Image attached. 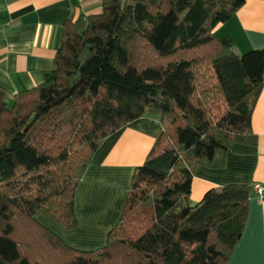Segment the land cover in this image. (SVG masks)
<instances>
[{
  "label": "trees",
  "instance_id": "trees-1",
  "mask_svg": "<svg viewBox=\"0 0 264 264\" xmlns=\"http://www.w3.org/2000/svg\"><path fill=\"white\" fill-rule=\"evenodd\" d=\"M245 0H103L68 21L43 83L0 85V264H229L253 187L189 204L198 166L222 169L232 143L255 146L264 50L217 37ZM146 116L163 131L137 167L104 246L81 250L37 218L78 226L76 193L105 140Z\"/></svg>",
  "mask_w": 264,
  "mask_h": 264
},
{
  "label": "crops",
  "instance_id": "crops-1",
  "mask_svg": "<svg viewBox=\"0 0 264 264\" xmlns=\"http://www.w3.org/2000/svg\"><path fill=\"white\" fill-rule=\"evenodd\" d=\"M103 0H0V85L16 94L43 83L54 67L66 22L98 14ZM231 37L242 55L264 50V0H245L244 6L214 31ZM257 145L232 143L222 169L198 166L189 204L200 203L211 190L229 184L264 185V89L252 115ZM163 131L159 118L146 116L110 136L93 157L76 193L78 226L67 230L47 212L37 218L81 250L104 246L118 224L133 174L149 157ZM229 264H264V200L255 194L249 202L244 234Z\"/></svg>",
  "mask_w": 264,
  "mask_h": 264
},
{
  "label": "built area",
  "instance_id": "built-area-1",
  "mask_svg": "<svg viewBox=\"0 0 264 264\" xmlns=\"http://www.w3.org/2000/svg\"><path fill=\"white\" fill-rule=\"evenodd\" d=\"M254 194L261 200H264V185L255 184L253 186Z\"/></svg>",
  "mask_w": 264,
  "mask_h": 264
}]
</instances>
